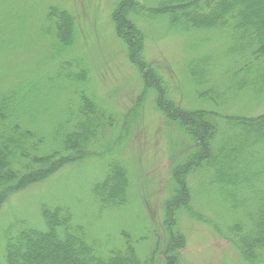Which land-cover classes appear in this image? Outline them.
<instances>
[{"label": "rangeland", "instance_id": "1", "mask_svg": "<svg viewBox=\"0 0 264 264\" xmlns=\"http://www.w3.org/2000/svg\"><path fill=\"white\" fill-rule=\"evenodd\" d=\"M121 1L0 0V99H18L31 119L24 122L51 143L57 128L76 115L81 93L108 116L109 125L107 135L89 152L7 194L0 205V264L5 263L8 233L24 226L43 228V211L57 206L70 209L104 251L122 250L131 238L137 255L145 258L158 240L167 242L172 229L185 236L181 264H264V243L257 260H249L225 238L233 215L243 218L246 209L237 214L228 210L220 185L213 183L218 167L210 151L233 145L235 135L264 133V60L240 59L233 51L238 39L224 28L184 29L181 16L173 23L170 16L131 14L126 7L122 11L145 36L142 56L161 80L148 86L128 54V42L116 30ZM135 1L145 8L161 4ZM64 23L69 27L67 39L61 35L65 41L58 34ZM158 85L184 110H203L212 124L210 137L215 138L205 149L209 158L192 172L174 175L178 166L187 167L190 152L202 149L199 137L185 131L179 113L171 109L168 116L159 106ZM234 116L241 119L235 122ZM256 142L247 146L251 159L236 158L238 166L242 160L258 164L253 189L248 184L246 191L230 187L237 206L238 201L249 203L251 193L257 194L255 201L264 195V139ZM117 164L128 171V201L117 210L100 212L93 188ZM182 180L190 200L173 212L168 205L181 194ZM248 205L254 217L261 204ZM154 258L159 264L164 260L162 253Z\"/></svg>", "mask_w": 264, "mask_h": 264}, {"label": "trees", "instance_id": "2", "mask_svg": "<svg viewBox=\"0 0 264 264\" xmlns=\"http://www.w3.org/2000/svg\"><path fill=\"white\" fill-rule=\"evenodd\" d=\"M122 1L118 9V18L116 17L118 20L116 30L119 36L128 42V54L141 71L145 84L148 86L159 84L161 80L157 77L151 63L142 56L145 36L138 25L122 11L124 8L126 11V7L131 14L137 12L144 14V11H149L158 16H170L173 23H176L181 16L184 19L181 24L184 29L204 26L224 28L238 39L239 43L233 51H236L235 54L240 59L256 57L257 60H264V0H160L161 4L153 8H145L135 0ZM49 16L54 18L53 12ZM59 25L62 29L58 28V34L65 41L69 27L65 23ZM53 37L57 40L56 36L53 35ZM61 76L63 77L62 74ZM73 81H75L74 78ZM158 90L160 91L159 106L161 104L167 109L165 112L168 116L171 109L179 113L178 119L182 125L189 126H184L185 131L194 139L196 136L199 137L202 149L190 152L186 158L187 167L178 166V171L176 170L174 175L192 172L199 163L209 158L206 159L205 151L209 147L208 140L215 138L210 137L213 131L212 124L206 119L207 114L203 110L186 111L180 104L168 99L159 85ZM89 101L88 96L81 93L76 115L57 128L51 143L48 141L49 138L42 136L33 129L32 125L24 122L31 119L27 117L26 112L21 111L22 107L18 99L10 100L8 97L0 99V205L9 192L25 189L58 166H64L66 162L74 160L78 154L89 152L99 139L107 135L109 125L106 117L108 116L98 107H93ZM70 111H73V107ZM261 118L263 124L260 125L264 126V115ZM233 119L236 122L241 118L234 116ZM247 126L257 129L254 123H248ZM247 134L235 135L238 139L234 140V144L224 147L221 151L214 146L210 148V151H212V164L218 167L216 180H213V183L220 185V193L224 194L223 201L229 204L228 210L237 214L239 208L246 209L243 210L246 216L237 218L233 215L234 218L227 228L228 233L224 231L222 233L227 235L226 240L234 246L238 245L239 248L235 247L243 259L257 260L260 243H264V195L262 199L255 201L257 194L251 193L249 201L256 205L261 204L258 205L259 212L256 211L253 217L251 214L255 211L249 212L250 209L246 207L250 202L238 201V207L233 201L236 197L231 196L230 191V187L233 191H237L239 186L246 191L247 184L253 189V179L255 180L257 176L258 164L254 161L242 160L239 166L236 165L237 156L240 159H251V148L247 150L248 145H251L253 141H257V144L264 139V133L256 134L252 138H248ZM256 144L255 147H258ZM127 172L123 164H117L102 183L94 186L92 193L97 198L95 199L100 212L106 209L117 210L127 203L129 187ZM179 183L182 185L181 194H177L176 200L172 198L170 202L173 199L174 202L168 205L173 212L180 204L186 208L190 200L186 182L182 180ZM183 200H187L186 204ZM173 212L172 220L175 218ZM257 215L260 216L258 221L254 219ZM42 218L43 228L24 226L16 228L15 233L13 231L8 233L3 264H159L154 258L157 253L163 254L164 260L160 264H181L182 262L179 256L186 244L182 232L173 233L171 229V235L167 236L166 243L158 240L151 254L141 258L137 255V249L131 238L122 250L118 248L102 250L98 243L100 241L96 242L89 236L85 227L76 223L70 209L58 206L48 208L43 211ZM169 224H172L171 221Z\"/></svg>", "mask_w": 264, "mask_h": 264}]
</instances>
